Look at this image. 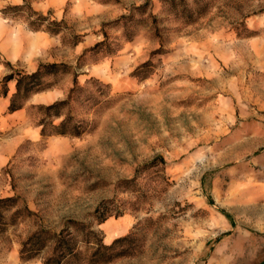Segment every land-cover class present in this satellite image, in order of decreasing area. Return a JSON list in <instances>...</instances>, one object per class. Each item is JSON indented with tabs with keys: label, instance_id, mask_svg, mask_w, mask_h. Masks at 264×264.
<instances>
[{
	"label": "rangeland",
	"instance_id": "rangeland-1",
	"mask_svg": "<svg viewBox=\"0 0 264 264\" xmlns=\"http://www.w3.org/2000/svg\"><path fill=\"white\" fill-rule=\"evenodd\" d=\"M146 1L0 0V197L18 199L0 264H44L54 238L25 259L29 236L87 224L126 235L96 264L264 256V0ZM56 61L70 72L11 111L5 75ZM75 72L88 89L69 108L89 131L43 135L37 105L67 97Z\"/></svg>",
	"mask_w": 264,
	"mask_h": 264
},
{
	"label": "trees",
	"instance_id": "trees-1",
	"mask_svg": "<svg viewBox=\"0 0 264 264\" xmlns=\"http://www.w3.org/2000/svg\"><path fill=\"white\" fill-rule=\"evenodd\" d=\"M162 2L168 6V9L175 12V14L177 12L186 13V9H189L185 0H162ZM148 3H150V0H147L138 9L146 7ZM42 17L44 18L45 15H42ZM55 23L59 24V21L53 20L51 22V24ZM33 25L35 28L42 27L40 20L36 21ZM50 30L55 33L60 30V27H55ZM101 44H103V41L97 43L98 46ZM71 68L72 65L67 62L56 61L42 63L33 72H27L21 69L6 74L4 78L7 81L10 79L17 80L16 89L11 94L9 109L14 111L22 108L32 93L54 85L55 81H48L46 77L48 74L56 75L58 73L70 72ZM96 81L100 84L102 83L95 77L88 79L87 83L91 84V82ZM86 89L88 88L79 83L77 73L75 72V83L67 97L58 98L51 103H40V105H37L38 108L43 110L44 114L39 121L43 135L62 133L75 136L89 131L87 123L81 119H77L69 108L74 99L79 98L82 95L81 92ZM6 92L7 89L3 93ZM92 98L93 94H87L85 100L92 101ZM58 117L62 118L56 123L55 119ZM17 200L14 195L0 197V234L16 219L15 212L9 214L8 211L17 204ZM107 217L108 214L104 213L101 220H105ZM72 225L75 227L78 226L77 223ZM69 227H64L60 233H56L55 235H51L47 229L34 232L29 236L24 247L21 249L22 257L26 259L37 255L47 245V240H50V234L55 240V245L52 254L44 260V264H96L98 262L110 261L113 257L120 254V251L116 249V244L126 238V235L119 236L113 242L106 243L99 233L92 229L91 224H87L78 233L73 232Z\"/></svg>",
	"mask_w": 264,
	"mask_h": 264
},
{
	"label": "crops",
	"instance_id": "crops-1",
	"mask_svg": "<svg viewBox=\"0 0 264 264\" xmlns=\"http://www.w3.org/2000/svg\"><path fill=\"white\" fill-rule=\"evenodd\" d=\"M248 264H264V256L249 261Z\"/></svg>",
	"mask_w": 264,
	"mask_h": 264
},
{
	"label": "water",
	"instance_id": "water-1",
	"mask_svg": "<svg viewBox=\"0 0 264 264\" xmlns=\"http://www.w3.org/2000/svg\"><path fill=\"white\" fill-rule=\"evenodd\" d=\"M51 95L50 94H41L40 97H38V99H43V100H46L50 97Z\"/></svg>",
	"mask_w": 264,
	"mask_h": 264
}]
</instances>
